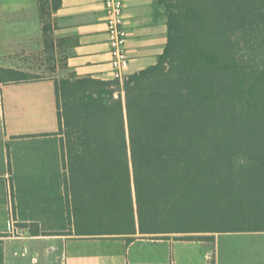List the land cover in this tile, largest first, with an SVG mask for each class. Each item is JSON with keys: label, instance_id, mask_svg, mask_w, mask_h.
Wrapping results in <instances>:
<instances>
[{"label": "trees", "instance_id": "16d2710c", "mask_svg": "<svg viewBox=\"0 0 264 264\" xmlns=\"http://www.w3.org/2000/svg\"><path fill=\"white\" fill-rule=\"evenodd\" d=\"M36 1L52 64L65 43L52 18L62 0ZM157 4L168 42L155 65L123 82L55 80L63 235L213 242L217 233L264 232V0ZM0 77L38 78L12 69ZM225 222L240 225L218 226Z\"/></svg>", "mask_w": 264, "mask_h": 264}, {"label": "crops", "instance_id": "0c3cea01", "mask_svg": "<svg viewBox=\"0 0 264 264\" xmlns=\"http://www.w3.org/2000/svg\"><path fill=\"white\" fill-rule=\"evenodd\" d=\"M123 1L127 64L118 76L103 0H62L52 18L65 43L48 72L33 66L36 58L49 66L37 1L0 0V69L38 76L0 77V264H211L212 242L203 240L63 235L69 219L55 80L123 82L155 65L167 46L168 14L158 0ZM225 252L215 264H264V246L227 245Z\"/></svg>", "mask_w": 264, "mask_h": 264}, {"label": "built area", "instance_id": "2783aa9c", "mask_svg": "<svg viewBox=\"0 0 264 264\" xmlns=\"http://www.w3.org/2000/svg\"><path fill=\"white\" fill-rule=\"evenodd\" d=\"M103 5L111 35L110 48L113 56L114 71L118 76H121L122 70L127 64L125 55L127 38L124 30V1L103 0ZM11 229L15 230L14 219H11Z\"/></svg>", "mask_w": 264, "mask_h": 264}, {"label": "rangeland", "instance_id": "374dc122", "mask_svg": "<svg viewBox=\"0 0 264 264\" xmlns=\"http://www.w3.org/2000/svg\"><path fill=\"white\" fill-rule=\"evenodd\" d=\"M46 58V55H45ZM33 66L37 69H43L48 72V70L51 68L52 64L48 67H45L44 60H40L39 58H36L35 63ZM31 66V67H33ZM33 67V68H34ZM236 225L239 226L240 223L237 222H225L218 224L219 227H226L230 225ZM211 264L219 263V257L222 262V257L227 255L225 252V246L227 245H233V246H239V247H248V246H264V232H230V233H222L219 237L217 243H211Z\"/></svg>", "mask_w": 264, "mask_h": 264}]
</instances>
